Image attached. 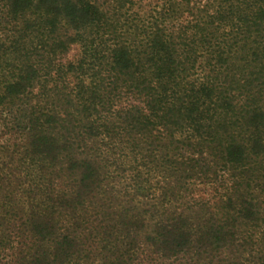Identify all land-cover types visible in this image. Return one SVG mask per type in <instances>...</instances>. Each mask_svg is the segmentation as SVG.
<instances>
[{"label": "trees", "instance_id": "obj_1", "mask_svg": "<svg viewBox=\"0 0 264 264\" xmlns=\"http://www.w3.org/2000/svg\"><path fill=\"white\" fill-rule=\"evenodd\" d=\"M0 7V264H264V0Z\"/></svg>", "mask_w": 264, "mask_h": 264}, {"label": "rangeland", "instance_id": "obj_2", "mask_svg": "<svg viewBox=\"0 0 264 264\" xmlns=\"http://www.w3.org/2000/svg\"><path fill=\"white\" fill-rule=\"evenodd\" d=\"M101 8H103L108 14L114 12L119 16L121 22H128L132 20L134 16H139L142 20H159L160 16L158 12H161L164 0H93ZM168 5V2H167ZM120 11H115L120 8ZM4 17L0 7V24L3 23L2 18ZM169 21V20H168ZM4 33L3 28L0 25V35ZM81 46L79 44H72L69 50L62 55L61 62L64 65L76 63L81 56ZM72 82V81H71ZM197 196L200 198H209L211 191L203 187L197 189Z\"/></svg>", "mask_w": 264, "mask_h": 264}]
</instances>
